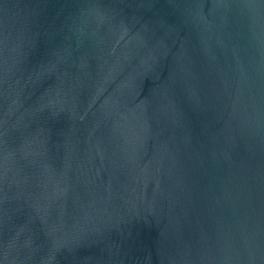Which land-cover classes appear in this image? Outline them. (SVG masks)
Returning a JSON list of instances; mask_svg holds the SVG:
<instances>
[{"label":"water","instance_id":"95a60500","mask_svg":"<svg viewBox=\"0 0 264 264\" xmlns=\"http://www.w3.org/2000/svg\"><path fill=\"white\" fill-rule=\"evenodd\" d=\"M0 264H264V0H0Z\"/></svg>","mask_w":264,"mask_h":264}]
</instances>
